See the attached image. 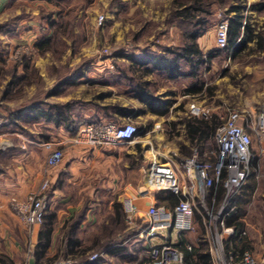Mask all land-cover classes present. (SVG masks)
Masks as SVG:
<instances>
[{
	"label": "rangeland",
	"instance_id": "374dc122",
	"mask_svg": "<svg viewBox=\"0 0 264 264\" xmlns=\"http://www.w3.org/2000/svg\"><path fill=\"white\" fill-rule=\"evenodd\" d=\"M192 1L10 0L8 5L10 9H18L20 12L15 16L9 15L5 20L0 15V114L7 118L8 124L11 120L17 124L11 126L7 124L0 128V135L4 133L14 135L17 132L25 137L34 139L38 136L42 139L41 135L46 134L43 126L32 127L30 121H22L18 119V116H21V112H23L22 115L26 114L33 105L46 110L45 106L48 104L45 103L49 101L45 99L46 96L50 91L56 92L54 88L60 90L61 95L62 81L68 77L84 75L85 72L92 73L94 69H98L102 75L106 74L104 82H108L110 72H123L131 68V65L126 62L134 54L145 52L163 54L165 50L182 46L185 42L184 36L190 32V27L176 17V12L178 6L189 7ZM203 4L204 10L209 14L205 16L206 32L197 40V43L205 54L209 52H206L205 48L211 50L210 52L217 51L215 29L219 23L227 22V10L240 3L232 0H203ZM263 6L264 0H245L244 17L249 18L251 24L261 27L264 23ZM99 18H103L100 25ZM28 22L34 26L29 28ZM45 38L50 40L49 50L40 54L35 44ZM249 47L252 50L256 48L254 44H250ZM228 54L229 51H220L206 71L204 68L201 69L200 79L208 85L205 93L209 99L201 100L199 103L203 104L196 105L209 111L213 109L211 116L218 117L220 123L228 112H238L247 123L255 126L257 119L264 114V53L249 52L237 58L232 56L230 58ZM25 64L29 65L28 70H25ZM21 78L22 82L19 81ZM84 79L86 80L84 83L87 84L85 96L89 97L98 90L104 89L93 87L95 79L88 76ZM154 80L156 84L151 89L153 95L160 82L159 78ZM17 82L18 85H16ZM221 104L225 106L222 107ZM58 105L61 106V104ZM64 105H69L71 108L75 106L74 104ZM84 105L85 107L87 105L88 112L95 110V106L91 103ZM189 105L191 104H172L166 110L165 117L147 115L142 123H134L140 132L134 143L115 147L114 151L123 159L122 165L124 162L127 163V169L119 165L118 170V177H122L123 186L131 183L135 189L139 187L145 191H160L150 184L147 172L141 171V167L143 169L146 167L145 160L141 161L137 157L134 160L128 158L132 152H135L136 146L141 151L148 152V157L154 161H157L156 155L167 158L171 152L180 154L179 152L183 151L182 156L187 157L192 149L197 151L214 149L213 142L189 145L183 126L180 124L182 120L191 118L188 114ZM252 140L253 150L256 151L258 140L255 138ZM184 143L189 147H186ZM67 160L63 150V161L57 168L51 170L50 177L52 173L60 172ZM131 166H138V168L131 170ZM258 166V175L254 176L256 192L246 209L245 231L250 244V255L259 259L264 253V158H261ZM47 172L44 164L38 189L44 182ZM67 179V176H63V181L57 186L58 192L70 199L73 205L71 207H77L78 201H85L87 197L83 195L84 190L79 193L75 187H65ZM146 180L151 190L147 188ZM119 190L121 189L117 190V194H123V190L121 193ZM103 191L111 193L110 190ZM86 192H91V189ZM109 214H101L100 222H98L100 226L106 222L109 224ZM12 215L15 217L13 213ZM16 221L18 222L17 219ZM123 226L126 232L122 238L132 233L136 234L134 225L132 230L127 224ZM67 228L61 229L63 237ZM24 229L31 234L28 229ZM31 240L30 242L28 239L24 246L21 259L18 260L19 264H27L30 258L35 257L36 243L32 238ZM85 242L84 247L91 248L88 244L89 240ZM59 251L55 255L42 259L40 264H49L46 259L51 260L50 264H65L69 261L63 250ZM88 254V258L94 254L100 255L93 249ZM0 255L5 254L0 253Z\"/></svg>",
	"mask_w": 264,
	"mask_h": 264
},
{
	"label": "crops",
	"instance_id": "0c3cea01",
	"mask_svg": "<svg viewBox=\"0 0 264 264\" xmlns=\"http://www.w3.org/2000/svg\"><path fill=\"white\" fill-rule=\"evenodd\" d=\"M9 2L10 0H0V15L4 17V20L9 15L15 16L20 12L18 9H10L8 6ZM3 19L1 18V20ZM33 26L31 22H28L29 28ZM205 51L210 52L211 50L205 48ZM228 55L231 58L232 52L229 51ZM144 56V53L132 55L126 62L131 65V68L123 72H110L108 82H104L106 77L104 75L106 74L102 75V72L98 69H94L92 73L85 72L84 75L71 76L62 81V94L60 95V90L54 88L56 92L50 91L45 98L46 100L49 99L45 103L48 104V106H45L46 110H44L46 116L40 113L41 107L38 111H30L29 121L32 123V127L43 126L46 129V134L41 135L42 139H39L38 136L34 137V139L29 136L25 137L16 131H14V133L16 132L14 135L12 133V135L8 133L0 135V253L8 256L13 260L14 264H19L18 260L21 259L20 256L23 253L24 246L27 244L28 239L30 242L32 240L30 234L18 224L10 212L9 201L13 198L24 199L29 193L38 190L47 156V152L42 145L47 142L62 144V149L68 160L60 172L57 174L52 173L51 187L48 191L49 193L47 192L46 194V196L48 195L49 205L47 214L54 210L51 213L55 215L53 233L46 257L55 255L61 249L67 256V260H70L71 255L66 249L65 240L61 233L62 227H68L65 222L70 220L79 221L75 237L82 246L86 243L85 241L89 240L88 244L94 247L93 250L97 251L103 248L100 253V260L93 264H146L144 261L147 260L148 244L167 241L176 246L184 236V238L196 244L194 232L181 235L177 234L173 228L157 230V236L152 240L140 239L139 234L144 231L147 225L146 210L152 205H157L155 193L159 191H152L147 180L145 181L147 184H145L152 193L139 187L135 189L131 183L123 186L122 177H118V170L119 165L127 169V163L124 162V165H122L123 159L114 152L115 147L86 148L75 146L71 143L75 136L67 127L70 125L73 127L79 125V129L82 125L89 122L124 124L130 121L135 124L142 123L144 117L151 115V113L147 111V107L144 105L148 103L145 101L141 102L137 98L135 88L137 84L144 83L151 91L156 84L155 78L160 80V84H157V91L153 95V98L158 99L157 104H191L189 105L190 108L192 105L203 104L199 103L201 100L209 99L205 93L208 88L206 84L203 88L204 90L198 95L185 94L184 92L191 86L192 82L189 77L171 80L163 73L151 70V65H143L138 68L132 60L139 61ZM217 56L211 59V64ZM129 61L131 62L129 63ZM146 69L151 73L145 74L144 71ZM87 76L95 79L94 88L104 89L98 90L97 93L89 97L85 96L87 84L84 83L86 81L84 78ZM134 81L135 83H133ZM88 103L93 104L95 110L88 112L86 109L87 105L86 107L84 105ZM58 104H61V107L66 106L64 104H74L75 106L72 108L69 106L61 108V114L59 115V112L55 111V106H59ZM221 105L222 107L225 106L224 104ZM116 108L132 109L135 113L141 110V113L140 115L123 117L119 116L115 111L112 112V109ZM210 111L212 113L214 110ZM21 113L23 114V112ZM45 138H48V140H44ZM184 145L189 147L186 143ZM37 146L40 148L38 149ZM179 153L171 152L168 157L171 155L183 157L181 154L183 151ZM136 157L141 161L145 160L146 167L144 169L141 167V171L143 170V173L147 172L148 174L150 164L154 159L148 157V152L140 150V153H138L137 149H135V152H132L128 158L134 160ZM168 157L156 155L155 159L159 162H166ZM131 167V170L138 168V166ZM63 176L68 178L65 180V187H75L79 190V193L84 190L83 195L87 197V200L78 201L77 207H71L73 205L70 203V199L58 192L57 186L63 181ZM119 181L120 185L118 186ZM154 184H156V181L151 183V185ZM157 185L167 187L168 182L161 181ZM62 188H64V184H62ZM119 188L123 190V194H117ZM90 189L91 192L87 193L86 191ZM102 189L110 190L111 193H107V191L105 193ZM121 190H119V193H121ZM128 200L132 202L136 209L133 214L132 224H129L126 220L125 204ZM84 205L86 206L85 208ZM63 208L65 209L63 210ZM166 209L171 210L169 208ZM103 213L110 215V222L100 226L98 222H100V217ZM117 218L118 223L116 224ZM123 224H127L130 229L134 225L137 230L136 234L132 233V235L122 238L126 232ZM119 239H122V241L113 242ZM36 240H34L35 243ZM108 241L110 243L106 244ZM27 264H36V261L34 258H30Z\"/></svg>",
	"mask_w": 264,
	"mask_h": 264
},
{
	"label": "built area",
	"instance_id": "2783aa9c",
	"mask_svg": "<svg viewBox=\"0 0 264 264\" xmlns=\"http://www.w3.org/2000/svg\"><path fill=\"white\" fill-rule=\"evenodd\" d=\"M103 18L98 19V24ZM215 47L222 51L227 48V22H221L215 29ZM188 114L192 118L209 120L211 112L198 105L190 106ZM238 112H228L214 137V149L197 151L190 156L171 155L163 163L153 161L148 170V180L160 191H170L179 197V203L171 210L152 205L147 209V225L139 238L152 240L159 229L173 228L177 234L195 232L194 213L201 215L208 242V252L212 264H264V253L258 259L249 252L238 254L232 249L226 250L227 240H238L246 236L245 232L235 234L232 228L225 226V219L234 214L235 208H229L232 200L239 194L250 176L258 175L261 158H264V114L252 126ZM6 117L0 114V128L8 124ZM138 137L133 122H89L82 125L71 143L86 148H110L133 144ZM258 140V149L253 150L252 138ZM63 145L47 142L42 145L47 152L45 166L48 172L45 180L36 192H32L22 201L11 199L9 208L19 224L28 229L30 237L36 240L37 231L47 212L46 192L51 186L50 172L63 161ZM256 163L253 168L252 164ZM45 174V172H44ZM167 181L168 186L157 185ZM222 190L221 200H217V190ZM126 220L132 224L136 209L128 200L125 204ZM149 264H183L180 249L167 242L148 244ZM185 249L191 251L186 245ZM101 255L94 254L89 262H96ZM65 264H71L70 260Z\"/></svg>",
	"mask_w": 264,
	"mask_h": 264
},
{
	"label": "trees",
	"instance_id": "16d2710c",
	"mask_svg": "<svg viewBox=\"0 0 264 264\" xmlns=\"http://www.w3.org/2000/svg\"><path fill=\"white\" fill-rule=\"evenodd\" d=\"M36 1V0H30ZM50 1V0H49ZM239 2L240 4L233 5L227 10V48L222 50V52H232V57L237 58L242 54L249 52L264 53V23L261 27L251 24L249 18L244 17L245 12V0H232ZM203 0H193L189 7L178 6L176 12V17L182 19L185 24L190 27V32L185 34V42L182 46L175 49L165 50L163 54H154L145 52L143 59L139 61H133L135 65L139 67L143 65H151L153 71H159L163 73L168 79L174 80L178 78L189 77L191 79V86L186 89L185 94L198 95L204 89L205 83L200 79L201 69L204 68L206 71L209 68L210 61L214 58L219 50L212 51L204 54L197 43V40L206 32L207 20L205 16L209 13L204 10ZM207 7V5H206ZM264 9V6H263ZM254 43L256 48L252 50L249 45ZM50 40L45 38L40 40L35 44V48L38 53L43 54L49 50ZM28 64H25V70H28ZM145 74L151 73L146 69ZM22 78L19 80L22 82ZM19 83L17 82L16 85ZM136 95L137 98L148 104H144L147 108V111L151 115L165 117L166 110L171 106V104H157L158 99L153 98V93L144 85V83L137 84L136 86ZM207 90V89H206ZM66 106H55V111L61 114V108H67ZM38 111L40 108L37 105H33L29 108L28 112L24 115L18 116L19 119L30 120V111ZM108 111V109H106ZM116 112L119 116L130 117L134 115H140L141 110H138L135 113L132 109H121L116 108L112 109V112ZM43 116H46L44 110L40 112ZM16 114V113H15ZM23 118V119H22ZM222 123V122H221ZM218 117L211 116L207 121L197 118H189L181 121L183 126L186 139L188 140L191 146H196L201 143H212L214 134L217 128L221 125ZM17 123L14 120H11V123L8 125H16ZM58 126V124H56ZM69 131L76 136L78 132V126L73 127L72 125L67 126ZM66 128V127H65ZM138 130V129H137ZM138 130V134H139ZM254 138V137H253ZM44 140H48L45 138ZM138 153L140 149L136 146ZM253 168L256 166V163L252 164ZM254 176H250L247 183L244 185L239 194L232 200L229 208L235 207L236 212L231 216L225 219V226L232 228L235 234H240L245 232V217L247 212V207L250 205L255 192L256 184L254 181ZM222 190H217V200H221ZM155 199L157 206H163L165 208L173 209L179 203V197L175 196L170 191H159L155 193ZM48 213V211H47ZM79 218V217H78ZM55 215L54 213L46 214L41 226L38 229L37 240H36V252H35V261L36 264H40L41 260L46 257L47 249L50 246V240L53 233ZM115 223H118V218ZM193 222L195 225V235L196 244H193L192 241L183 237V239L176 245L183 256V264H212L211 258L208 252V242L205 235V230L203 226V219L200 214L194 213ZM79 221L70 220L65 222L68 224L67 232L64 235V240L66 244V249L71 255V264H93L95 262L88 261V253L94 249L91 247L89 249L81 245L80 241L76 239V229ZM117 226V225H116ZM188 236V235H187ZM122 239L114 240L113 242H121ZM110 241L106 242L109 244ZM186 245L191 247V251L185 249ZM226 250L232 249L238 254L243 252L250 253V244L248 242L247 236L238 240H227L225 242ZM100 248L97 252L101 253ZM100 260V258L98 259ZM46 262L50 264L51 260L46 259ZM144 263L149 264V260L144 261ZM0 264H14L6 255H0Z\"/></svg>",
	"mask_w": 264,
	"mask_h": 264
}]
</instances>
